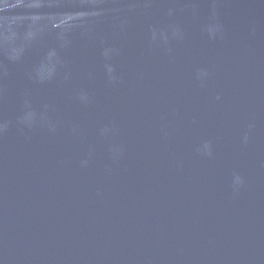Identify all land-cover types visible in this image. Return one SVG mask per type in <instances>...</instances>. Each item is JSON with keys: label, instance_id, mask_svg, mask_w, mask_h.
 <instances>
[{"label": "water", "instance_id": "1", "mask_svg": "<svg viewBox=\"0 0 264 264\" xmlns=\"http://www.w3.org/2000/svg\"><path fill=\"white\" fill-rule=\"evenodd\" d=\"M0 264H264V0H0Z\"/></svg>", "mask_w": 264, "mask_h": 264}]
</instances>
